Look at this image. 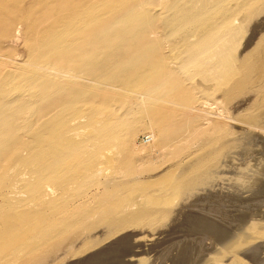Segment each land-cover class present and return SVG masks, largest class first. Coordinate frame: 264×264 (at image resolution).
Wrapping results in <instances>:
<instances>
[{
	"label": "bare ground",
	"instance_id": "1",
	"mask_svg": "<svg viewBox=\"0 0 264 264\" xmlns=\"http://www.w3.org/2000/svg\"><path fill=\"white\" fill-rule=\"evenodd\" d=\"M230 2L0 0V40L23 34L30 48L25 63L0 58V264L85 252L99 229L155 228L176 200L214 180L224 150L248 138L235 137L230 102L256 92L264 103V0ZM246 6L253 10L239 17ZM252 19L262 24L258 39L249 36ZM134 110L150 118L151 141L178 138L175 152L197 143L200 151L141 181L128 169ZM251 216L231 237L212 226L220 247L210 263L251 264L240 255L261 251L253 241L264 235V212Z\"/></svg>",
	"mask_w": 264,
	"mask_h": 264
},
{
	"label": "rangeland",
	"instance_id": "2",
	"mask_svg": "<svg viewBox=\"0 0 264 264\" xmlns=\"http://www.w3.org/2000/svg\"><path fill=\"white\" fill-rule=\"evenodd\" d=\"M230 3H235V0ZM252 8L253 6L240 8L238 10L239 17L240 15H248V13L253 10ZM263 18L264 16L262 19ZM261 27L262 24H260L259 21L252 19L251 22H249V36L258 39L260 36L259 30H261ZM251 34H256V36H252ZM4 38H2L3 40H0V58L6 60L9 59L8 61H13L18 64L25 63L30 56V48L26 43L27 36L20 34L18 38L13 39V34H9ZM201 80L202 79L197 78V81ZM138 97L141 98L140 100H142L140 95ZM260 99H262L261 95L256 92H252L248 95L247 93H239L235 100L230 102V107L228 106L229 114L226 118L228 121L234 124V127L240 130L235 137L239 138L243 135H247L248 138L239 142H232L231 145H229V147L224 150L221 157L222 159L218 162L216 168L217 176L214 178V180H212L205 188L200 189L196 193L194 192L189 199L179 203H177L178 200H176V206H173L170 209L172 216L163 224L156 226L155 228L129 227L122 231H118L115 233V235L113 234L111 236L107 235L103 229H99L95 233L96 238L94 243L90 246L92 248H88L85 250V252L79 250L67 251L65 254L62 253L61 255L57 256L51 264H203L204 262V264H217L215 263L216 261L214 263H210L209 260V257H212L214 251L216 250L215 245L219 244V241L217 242L216 238L210 236L207 233H214V230L216 232V229H213L212 226H214V224L216 226L217 224L218 227H222L223 229L225 228V231L227 229V237H231L232 235L230 233L235 235L234 233L238 232L239 225L241 227L244 224L248 227L249 224L247 223L252 222L251 215H253V213L256 214L258 212H264V189L261 191V187L264 188V184L262 185V183H264V178L262 179V173L259 176L262 180L258 178L259 174L256 175L258 173L257 170L260 172L262 169V167L259 166V158L264 159V149H262L264 148V124H262L264 123V103H260ZM138 105L139 104H137L136 107ZM257 113L261 116L257 115ZM130 118L129 119L131 122H135V129L131 139L129 140V144L133 148L131 147V153H127L129 162L128 169L130 171H137L138 174H136V177H138L141 181L152 182L156 179H159L162 175L167 173V171L175 169L176 166L181 163L182 160H184L185 156L189 152L196 153L200 151V145L197 143L194 148L184 151L183 153L175 152V148L180 143V139L178 138L170 140L167 143H163V145L157 143V141H151L154 127L150 121V118L141 114L138 110H134V114H132ZM246 121H248V123ZM245 126L246 128H250L246 129ZM244 130L246 132L251 130V132L245 133ZM239 134H241V136ZM146 138L150 139L148 140ZM252 139L261 143L258 144ZM253 144H255V146ZM252 145L255 148L252 147L251 149ZM249 147L250 150H248ZM256 150L260 151L257 152ZM132 158H134L133 161ZM255 168L258 169L256 170ZM107 171V176L111 177L113 174L112 170L108 171V173ZM232 172H241L240 175L243 179L240 181L239 179L234 178L235 175L233 176ZM253 178L256 180L254 181L255 183L249 182ZM250 183L255 185H251ZM152 188L157 192L159 187ZM155 207L158 208L157 206ZM254 209L255 211L257 209L258 212H253ZM235 217L238 218L235 219ZM234 221L237 222L234 223ZM210 222H212V225ZM205 223L209 224L206 226ZM210 226L212 228H210ZM202 228L204 231H201ZM206 228L207 230H205ZM230 230L233 231L231 232ZM204 237L205 239L208 237V239L202 242V238ZM212 238H214V240ZM210 242L213 245H211ZM201 243H203V245ZM253 243H255L254 245H257V247H260L259 249L261 251L259 253L250 252L249 255H244L245 258L242 255H240V257L251 264H264V235H261V238L256 239L253 241ZM199 246L202 247L200 248ZM191 251L192 255L189 253ZM181 252H183L184 255ZM187 255L189 256L187 257ZM207 260L208 262H206ZM229 262L230 259L227 260V263Z\"/></svg>",
	"mask_w": 264,
	"mask_h": 264
},
{
	"label": "built area",
	"instance_id": "3",
	"mask_svg": "<svg viewBox=\"0 0 264 264\" xmlns=\"http://www.w3.org/2000/svg\"><path fill=\"white\" fill-rule=\"evenodd\" d=\"M146 139H148V140H149V138H146Z\"/></svg>",
	"mask_w": 264,
	"mask_h": 264
}]
</instances>
